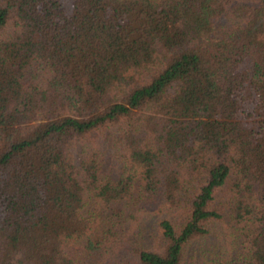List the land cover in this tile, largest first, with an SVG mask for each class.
<instances>
[{"label":"trees","instance_id":"trees-1","mask_svg":"<svg viewBox=\"0 0 264 264\" xmlns=\"http://www.w3.org/2000/svg\"><path fill=\"white\" fill-rule=\"evenodd\" d=\"M0 264H264V0H0Z\"/></svg>","mask_w":264,"mask_h":264}]
</instances>
